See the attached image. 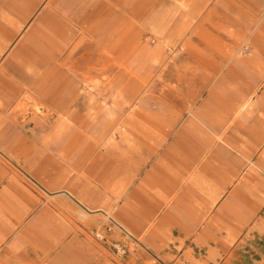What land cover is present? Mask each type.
<instances>
[{"label":"crops","instance_id":"obj_1","mask_svg":"<svg viewBox=\"0 0 264 264\" xmlns=\"http://www.w3.org/2000/svg\"><path fill=\"white\" fill-rule=\"evenodd\" d=\"M41 6L0 0V57ZM50 13L6 61L4 102L24 88L15 75L36 77L47 41L43 24L72 40L74 31ZM253 33L247 65L264 73V14ZM64 49L50 47L55 54ZM27 82L39 97H54L43 91L45 81ZM217 87L162 108L138 102L121 115L107 140L112 152L102 186L90 181L86 193L60 177L43 181V156L34 154L43 146L0 145V264H264V107L242 127H225L219 117L230 103ZM249 104L264 106V96Z\"/></svg>","mask_w":264,"mask_h":264},{"label":"rangeland","instance_id":"obj_2","mask_svg":"<svg viewBox=\"0 0 264 264\" xmlns=\"http://www.w3.org/2000/svg\"><path fill=\"white\" fill-rule=\"evenodd\" d=\"M49 11L54 23L74 31L72 40L43 24L47 41L36 77L15 75L24 88L0 99V145L43 146L34 153L43 156V181L60 177L85 193L90 181L102 186L112 152L107 140L138 102L162 108L171 98H200L218 86L217 95L230 103L219 117L225 127H242L263 110L249 104L264 96V73L249 71L247 55L264 0H42L0 57V74ZM51 46L65 49L55 54ZM31 78L45 81L43 91L54 97H39Z\"/></svg>","mask_w":264,"mask_h":264},{"label":"built area","instance_id":"obj_3","mask_svg":"<svg viewBox=\"0 0 264 264\" xmlns=\"http://www.w3.org/2000/svg\"><path fill=\"white\" fill-rule=\"evenodd\" d=\"M114 247L116 249V252L121 253V254L125 253V248L119 247L117 245H115Z\"/></svg>","mask_w":264,"mask_h":264}]
</instances>
